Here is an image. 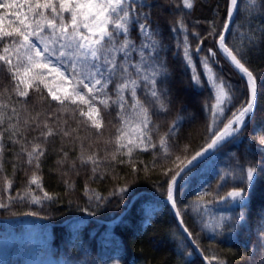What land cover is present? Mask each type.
Segmentation results:
<instances>
[{
    "label": "trees",
    "instance_id": "1",
    "mask_svg": "<svg viewBox=\"0 0 264 264\" xmlns=\"http://www.w3.org/2000/svg\"><path fill=\"white\" fill-rule=\"evenodd\" d=\"M142 2L149 5L141 11L149 13L164 70L157 82L162 106L143 90L137 92L151 120L139 147H122L127 145L124 139L116 142L117 130L124 129L132 112V100L126 92L128 103L118 116L114 84L107 91V107L99 103L107 99L104 95L94 102L102 117L101 128L96 129L81 115L87 104L60 105L43 85L40 92L29 89L28 98L18 97L11 76L0 66V205H4L0 234L26 222L38 224L41 236L36 246L56 262L204 264L179 231L164 198L172 175L211 140L213 76L233 96L223 123L216 121L217 130L249 99L246 80L217 48L229 0H192L190 9L183 0ZM238 4L225 42L256 79L254 110L238 133L180 179L175 192L185 226L205 256L216 257L209 260L211 264H264V0H256L254 6L252 0ZM130 38L141 43L135 27ZM185 38L191 63L184 56ZM204 57H209L211 71L203 67ZM45 123L56 134L45 138ZM64 131L70 134L64 136ZM132 139H137L136 133ZM35 144L44 153L39 168L35 159L28 163ZM128 147H133L131 154ZM88 156L95 162H84ZM249 167L255 170L251 183L245 179ZM33 173L40 178L39 187L29 183ZM233 188L246 189L247 198L216 202ZM45 192L50 198L44 197ZM221 217L222 226L216 227ZM23 245L13 242L0 256V264H28L33 255L25 253Z\"/></svg>",
    "mask_w": 264,
    "mask_h": 264
},
{
    "label": "snow or ice",
    "instance_id": "2",
    "mask_svg": "<svg viewBox=\"0 0 264 264\" xmlns=\"http://www.w3.org/2000/svg\"><path fill=\"white\" fill-rule=\"evenodd\" d=\"M186 8H192V0H183ZM256 0H252V5ZM149 5L142 0H0V66L6 68L14 82V91L18 97L28 98L29 89L35 88L40 92V86L48 89V95L52 101L64 105L66 101L72 104L83 103L89 107L88 112L81 111L94 128L100 129L102 117L100 109L95 107L96 97H107L109 85L114 84V92L117 97L113 103L119 106L120 113L125 110L128 103L125 93L130 95L132 103V118L139 121L133 129L137 139H128L127 145L139 147L143 143L144 134L148 131L151 123L149 109L144 107L137 96L138 90H143L153 101L163 105L162 93L157 88L158 77L163 73V62L158 60L156 33L148 23L149 13L141 10ZM247 7V6H246ZM239 12L238 0H230L227 10V19L223 29L217 33L219 49L226 55L243 74L247 76L250 90V99L224 123L222 129L217 130V120L223 123L225 110L233 98L230 90H226L224 82L213 76L210 81L215 89V103L210 106L212 123L209 125L211 142L207 147L198 151L172 175L168 182L167 199L175 207L174 188L181 178L187 176L195 168L206 154L217 148L227 138L234 136L245 125V117L252 111L256 96L255 78L245 64L238 58L239 53L226 44V34L230 31L235 14ZM11 17V18H9ZM135 27L141 35V43L136 44L130 38V33ZM183 28V22L180 21ZM184 56L186 62L191 63V52L185 38ZM202 43V41H201ZM199 45L196 52L199 53ZM211 56H215L212 49L208 50ZM122 54V56H121ZM139 59H135L134 55ZM15 59V63L13 62ZM209 57L202 59L203 67L211 71L208 64ZM46 75L58 79L60 85L70 84V88H63L62 94L51 88L46 82ZM193 76V80H197ZM21 85L23 88L21 89ZM86 90V92H85ZM88 96L89 99L85 97ZM108 99L100 100L99 103L108 106ZM26 102V101H25ZM227 102V103H226ZM15 111V109H13ZM95 113V115H94ZM123 119V117H121ZM2 122V118H0ZM127 123L128 121H124ZM27 123V122H26ZM47 131L42 135L47 138L56 134L54 130L44 124ZM117 144L121 143L125 133L122 129L117 130ZM70 133L63 132L64 136ZM13 135H16L13 130ZM3 133H0L2 138ZM147 139L150 141L151 137ZM166 144V139H161V145ZM119 150V149H118ZM133 147H128L131 154ZM0 151H3L0 146ZM43 150L39 144L32 147L28 152V163L33 159L37 161ZM66 155V154H65ZM114 158V157H113ZM94 161L88 156L86 161ZM95 171V169H94ZM254 169L246 170L245 179L251 183L254 178ZM40 178L33 173L29 183L38 187ZM9 186L10 182H9ZM222 186V185H221ZM121 192L125 189H121ZM45 198L48 194L44 193ZM246 189L233 188L225 196H220L216 202L243 201L246 199ZM97 200L101 199L96 197ZM35 202H39L34 198ZM213 201H209L212 203ZM4 205H0L3 207ZM179 216V212H177ZM223 217L220 218L216 227L222 226ZM183 225V221H180ZM187 232V228L184 229ZM215 231V228H213ZM191 235V233H189ZM205 260H215L205 256Z\"/></svg>",
    "mask_w": 264,
    "mask_h": 264
},
{
    "label": "rangeland",
    "instance_id": "3",
    "mask_svg": "<svg viewBox=\"0 0 264 264\" xmlns=\"http://www.w3.org/2000/svg\"><path fill=\"white\" fill-rule=\"evenodd\" d=\"M11 18V17H9ZM139 33V31H138ZM13 62L15 63V59L13 58ZM48 85L57 91V94H62L63 88H70V84L60 85L57 78L54 75L45 77ZM23 88V85H21ZM48 91V89H47ZM89 107L87 106L86 112H88ZM95 115V113H94ZM128 117L125 119L128 121L124 123L123 132L125 133L123 139L128 141V139H132L134 136L133 129L139 124L138 120L132 118V112H129ZM80 223V221H79ZM41 236L40 227L38 224L26 222L23 226H20L18 230L14 229H6L3 234H0V256L12 246L13 242L21 241L24 243L23 247L25 253H30L33 257H28V264H64L60 262H56L55 260L45 256L42 251L38 250L36 246V241L38 237Z\"/></svg>",
    "mask_w": 264,
    "mask_h": 264
},
{
    "label": "water",
    "instance_id": "4",
    "mask_svg": "<svg viewBox=\"0 0 264 264\" xmlns=\"http://www.w3.org/2000/svg\"><path fill=\"white\" fill-rule=\"evenodd\" d=\"M238 3H239V0H238ZM229 5H230V0H229V3H228V7H229ZM226 19H227V17H226ZM230 27H231V25H230ZM227 35H228V33L226 34V37H227ZM218 40H219V38H218ZM218 40H217V48H218V50H219V52H220V54L229 62V64L246 80V82H247V76H246V74H243L238 68H236L235 66H234V64L233 63H231L230 62V60L226 57V55L219 49V46H218ZM250 71V70H249ZM254 76V75H253ZM255 78V77H254ZM248 84V83H247ZM255 89H256V96H255V99H254V106H253V109H252V111L248 114V115H250L252 112H253V110H254V107H255V103H256V98H257V82H256V79H255ZM251 97H250V90H249V99H250ZM246 118H247V116L245 117V121H246ZM228 122V121H227ZM226 122V123H227ZM224 126V125H223ZM243 126H241V128H242ZM223 128V127H222ZM221 128V129H222ZM235 135V134H234ZM233 137V136H232ZM231 137H229V138H227L225 141H223L219 146H221L224 142H226L228 139H230ZM211 142V140L208 142V143H210ZM218 146V147H219ZM205 147H207V145H205L203 148H205ZM217 147V148H218ZM217 148H215V149H212V150H210L207 154H206V156H208L210 153H212L214 150H216ZM202 149V148H201ZM201 149L199 150V151H201ZM198 152V151H197ZM195 155V154H194ZM205 156V157H206ZM204 157V158H205ZM204 158H202V159H204ZM189 159H191V157L189 158ZM188 159V160H189ZM201 159V160H202ZM187 160V161H188ZM200 160V161H201ZM187 161L185 162V163H187ZM185 163H183V164H185ZM183 164L180 166V167H182L183 166ZM179 167V168H180ZM179 168H178V170H179ZM177 170V171H178ZM180 181V180H179ZM178 181V182H179ZM178 184V183H177ZM177 184H176V186H177ZM176 186H175V188H174V199H175V191H176ZM168 188V187H167ZM165 199V201L168 203V205H169V208H170V210H171V212H172V215H173V217L175 218V220H176V223H177V225H178V227H179V229H180V231L183 233V235H184V237L188 240V242H189V244L192 246V248H193V250L195 251V253L198 255V257L203 261V263L204 264H211L210 263V261L209 260H205L204 259V257H205V254L203 253V251L200 249V247L195 243V241L193 240V238H192V236L191 235H189V231H187V232H185L184 231V229L186 228V226H185V224H184V222H183V225H181V223H180V221L182 220V218H181V215H180V213H179V216L177 215V212H179V210H178V207H177V204H176V200H175V207H173V205H172V203L167 199V194H166V197L164 198ZM183 221V220H182ZM188 230V229H187Z\"/></svg>",
    "mask_w": 264,
    "mask_h": 264
},
{
    "label": "bare ground",
    "instance_id": "5",
    "mask_svg": "<svg viewBox=\"0 0 264 264\" xmlns=\"http://www.w3.org/2000/svg\"><path fill=\"white\" fill-rule=\"evenodd\" d=\"M177 187V186H176ZM176 192V191H175ZM165 200V199H164ZM182 218V217H181ZM183 220V219H182ZM178 226V225H177ZM187 228V227H186ZM178 229H179V227H178ZM188 229V228H187ZM179 231H180V229H179ZM188 231H189V229H188ZM181 232V231H180ZM182 233V232H181ZM189 233H191L190 231H189ZM182 235H183V233H182ZM191 236H192V234H191ZM183 237H184V235H183ZM185 238V237H184ZM192 238H193V236H192ZM185 240L188 242V240L185 238ZM193 240L195 241V239L193 238ZM195 243L197 244V242L195 241ZM188 244H189V242H188ZM190 245V244H189ZM198 245V244H197ZM190 247L192 248V246L190 245ZM193 249V248H192ZM194 251V250H193ZM195 252V251H194ZM196 254V253H195ZM197 255V254H196ZM198 256V255H197Z\"/></svg>",
    "mask_w": 264,
    "mask_h": 264
}]
</instances>
